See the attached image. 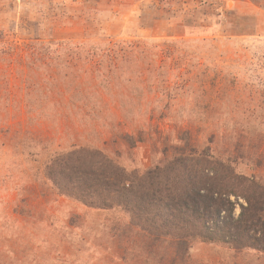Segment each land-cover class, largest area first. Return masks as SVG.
Here are the masks:
<instances>
[{
	"label": "rangeland",
	"instance_id": "1",
	"mask_svg": "<svg viewBox=\"0 0 264 264\" xmlns=\"http://www.w3.org/2000/svg\"><path fill=\"white\" fill-rule=\"evenodd\" d=\"M76 148L128 174L221 161L233 220V175L264 199V0H0V264H264V213L256 242L210 217L181 261L121 206L60 194L45 167Z\"/></svg>",
	"mask_w": 264,
	"mask_h": 264
},
{
	"label": "trees",
	"instance_id": "2",
	"mask_svg": "<svg viewBox=\"0 0 264 264\" xmlns=\"http://www.w3.org/2000/svg\"><path fill=\"white\" fill-rule=\"evenodd\" d=\"M199 156H182V160L173 159L167 164L168 167L163 164L143 174H128L102 151L76 148L55 154L45 167V176L60 194L72 197L88 207L110 209L121 206L133 215L136 219L133 220L134 225L147 238H150L148 235H151L152 229L164 232L171 236L170 239L176 237L168 242V251L174 248L173 253L175 252L174 255L169 253V259L183 261L187 259V250L191 244L189 241L196 237L207 239L201 231L203 228L206 230L205 221L210 217L216 220L220 212L226 210L225 221H231L234 229L242 228L249 233L248 223L260 224L262 221L258 213H264L261 186L252 182L245 185L247 180L242 181L240 176L233 177L232 174L234 180L240 181L236 182L235 189L229 190V193H234L237 186L243 185L242 194L246 202V206H240L238 219L233 220V203L222 199L219 187L221 182L217 178L220 173H216L218 168L227 166L221 161L213 160L211 156L209 165L204 167L210 166L214 170L211 178H208L199 170H194V166L199 164L202 169L206 163ZM171 173H175L173 177L178 178L171 182H179L183 177L188 183L180 186L169 183L167 178ZM259 196H262V200ZM255 214L256 218L253 216ZM148 223L151 225L148 226ZM228 224H225L226 228ZM262 231L264 234V229ZM245 238L251 242L257 240L250 233Z\"/></svg>",
	"mask_w": 264,
	"mask_h": 264
}]
</instances>
